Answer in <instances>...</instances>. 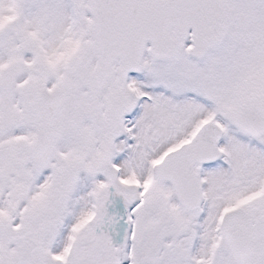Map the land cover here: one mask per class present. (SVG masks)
I'll list each match as a JSON object with an SVG mask.
<instances>
[{
    "label": "snow or ice",
    "instance_id": "obj_1",
    "mask_svg": "<svg viewBox=\"0 0 264 264\" xmlns=\"http://www.w3.org/2000/svg\"><path fill=\"white\" fill-rule=\"evenodd\" d=\"M0 264H264V0H0Z\"/></svg>",
    "mask_w": 264,
    "mask_h": 264
}]
</instances>
